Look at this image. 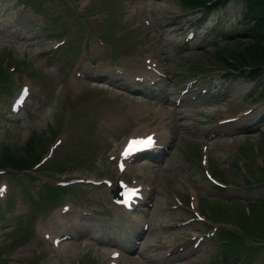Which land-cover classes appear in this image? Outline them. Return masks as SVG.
Masks as SVG:
<instances>
[{
  "label": "rangeland",
  "instance_id": "374dc122",
  "mask_svg": "<svg viewBox=\"0 0 264 264\" xmlns=\"http://www.w3.org/2000/svg\"><path fill=\"white\" fill-rule=\"evenodd\" d=\"M21 1L0 0V78L6 67L11 73L9 90L15 92L28 82L30 98L25 115L20 110V118L13 119L9 109L4 113L6 94H0V154L32 135L37 155L25 169L34 171V161L48 157L50 145L61 138L52 156L67 151L73 160L58 175L115 179L108 155L134 130L154 128L165 148L162 159L133 161L124 172L146 187L140 212L128 217L110 201L112 187L85 182L68 188L46 215L38 217L29 213L32 205L21 202V185L13 177L31 185L52 179L37 175L39 179L31 182L23 172L2 173L0 179L16 196L11 212L27 216L17 234L14 218L1 222L0 264H107L111 242L133 246L132 237L139 232V246L128 253L122 250L119 264H241L242 259L246 264L264 263V202L254 200L264 198V99L254 101L264 93V75L256 81L237 75L221 82L229 71L227 58L250 59L251 41L237 33L228 39L215 34L217 11L207 13L208 18L200 16L199 24L206 28L186 39L198 13L182 0H31L38 7L34 12ZM232 12H226V23H219L220 31L236 27ZM26 26L35 28L27 31ZM61 31L70 33L72 42L64 36L66 42L82 47L74 62L72 51L77 49L63 50L64 44L55 49L64 41L55 37ZM51 50L57 53L51 55ZM214 52L219 60H211ZM10 55L23 62L22 67L6 61ZM154 59L163 73L148 69L147 64L154 67ZM196 72L200 75L176 104L173 98L185 83H168L192 79ZM158 76L159 85H152L149 77ZM140 88L159 94L154 99L137 95ZM203 153L207 164L201 161ZM205 167L223 186L206 177ZM65 203L69 210L61 213ZM107 206L122 218L109 228L98 227L93 220L108 218L97 213ZM73 212H80L84 220L74 224L63 219ZM142 221L148 222L146 229ZM226 222L235 229V238L258 237L249 243L250 250L235 238L231 252L219 250L227 240L217 231ZM43 229L70 231L72 238L55 248L41 235ZM199 232L207 235L192 247L191 236ZM251 255L257 257L254 263Z\"/></svg>",
  "mask_w": 264,
  "mask_h": 264
},
{
  "label": "trees",
  "instance_id": "16d2710c",
  "mask_svg": "<svg viewBox=\"0 0 264 264\" xmlns=\"http://www.w3.org/2000/svg\"><path fill=\"white\" fill-rule=\"evenodd\" d=\"M234 1L242 4V20L243 22H247V25L242 28L241 32L243 33V36L251 41L248 43L249 45L247 47L250 59L246 60L244 58L243 62H249L250 64L264 63V0ZM184 2L187 5H193L198 3V0H185ZM218 3H220V1H218ZM253 18L260 19L257 23L252 25L248 21ZM219 59L220 55L214 52L211 60ZM5 152L4 158L0 161V165L14 168L25 167L28 162H30L37 155L34 137L30 135V137H28L21 146H15L14 148L11 146V148H8ZM19 228L20 224L16 226L15 234H17V230Z\"/></svg>",
  "mask_w": 264,
  "mask_h": 264
},
{
  "label": "snow or ice",
  "instance_id": "6c2138e0",
  "mask_svg": "<svg viewBox=\"0 0 264 264\" xmlns=\"http://www.w3.org/2000/svg\"><path fill=\"white\" fill-rule=\"evenodd\" d=\"M133 143H136V141H133Z\"/></svg>",
  "mask_w": 264,
  "mask_h": 264
}]
</instances>
